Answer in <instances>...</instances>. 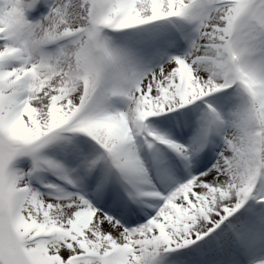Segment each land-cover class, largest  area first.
Segmentation results:
<instances>
[{
    "label": "snow or ice",
    "instance_id": "snow-or-ice-1",
    "mask_svg": "<svg viewBox=\"0 0 264 264\" xmlns=\"http://www.w3.org/2000/svg\"><path fill=\"white\" fill-rule=\"evenodd\" d=\"M0 264H264V0H0Z\"/></svg>",
    "mask_w": 264,
    "mask_h": 264
}]
</instances>
